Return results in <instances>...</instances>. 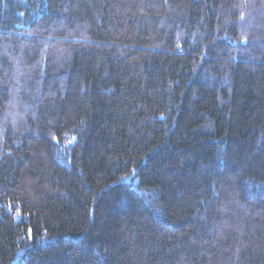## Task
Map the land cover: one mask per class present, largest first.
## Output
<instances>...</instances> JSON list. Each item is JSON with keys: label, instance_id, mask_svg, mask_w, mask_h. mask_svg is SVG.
Here are the masks:
<instances>
[{"label": "trees", "instance_id": "1", "mask_svg": "<svg viewBox=\"0 0 264 264\" xmlns=\"http://www.w3.org/2000/svg\"><path fill=\"white\" fill-rule=\"evenodd\" d=\"M0 264H264V0H0Z\"/></svg>", "mask_w": 264, "mask_h": 264}]
</instances>
